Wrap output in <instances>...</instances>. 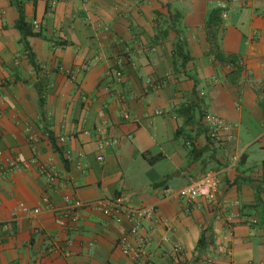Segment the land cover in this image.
<instances>
[{
    "label": "crops",
    "instance_id": "crops-1",
    "mask_svg": "<svg viewBox=\"0 0 264 264\" xmlns=\"http://www.w3.org/2000/svg\"><path fill=\"white\" fill-rule=\"evenodd\" d=\"M219 1L0 0V264H131L119 246L131 222L90 209L66 217L65 197L153 208L138 226L148 264H264V0L230 4L211 39ZM18 2L41 33L27 39L36 65L15 28ZM173 29L190 57L183 70L173 69ZM183 103L224 119V140L207 138L203 116L184 124ZM103 134L117 144L99 150ZM29 159L37 165L9 170ZM49 164L52 185L40 168ZM207 171L219 173L217 205L178 198Z\"/></svg>",
    "mask_w": 264,
    "mask_h": 264
},
{
    "label": "built area",
    "instance_id": "built-area-1",
    "mask_svg": "<svg viewBox=\"0 0 264 264\" xmlns=\"http://www.w3.org/2000/svg\"><path fill=\"white\" fill-rule=\"evenodd\" d=\"M243 3V0H222L217 2L216 9L219 11L220 21L224 23L229 18L230 4L242 5ZM237 65L241 66V63L237 62ZM228 66L229 68L233 67L231 64ZM64 72L69 77L74 78V73L71 72V70H65ZM113 75L115 82H120L123 78L120 71H114ZM203 125L210 139L215 142L224 140L222 133L230 128L224 119L214 113H205L203 115ZM60 142H64V139L61 138ZM115 144H117V140L108 138L105 134H103L97 142L99 150H103L104 148L111 147ZM97 159L102 161L103 157L100 155ZM8 162L10 171L15 170L16 168H29L31 165H37V161L35 159H29L28 161L23 162L10 160ZM40 168L46 172L47 182L50 185L54 184L58 178L55 166L50 164L44 166L41 165ZM219 192V173L217 171H207L199 178H190L188 183L178 191L177 196L179 199L188 204H194L202 201L207 205L215 206L218 204ZM47 202V197H44L43 203L46 204ZM64 202L67 206V211L64 213L66 217L76 219L78 218L81 210L90 209L101 213L105 217L111 218L116 223H121L123 219H127L131 222L132 226L128 231V236L121 238L119 241L121 251L130 259L131 264H148L146 251L147 241L143 237L139 236L138 226L142 221L151 219L154 214L153 208L127 207L117 200L110 199L83 202L80 200H72L70 197H65ZM20 211L26 214L37 215L40 213V208L36 207L34 209H29L26 206H21ZM12 221L13 219L3 225L6 232H11L10 224ZM243 221L248 224H254L256 222L250 217H244ZM129 237L135 239L134 244H131L128 241ZM178 251L179 247L174 246L171 253L176 254ZM62 255L66 258L69 256V252L64 250L62 251ZM199 264H212V259L208 257L201 258Z\"/></svg>",
    "mask_w": 264,
    "mask_h": 264
},
{
    "label": "trees",
    "instance_id": "trees-1",
    "mask_svg": "<svg viewBox=\"0 0 264 264\" xmlns=\"http://www.w3.org/2000/svg\"><path fill=\"white\" fill-rule=\"evenodd\" d=\"M16 8L18 12V18L15 22V28L20 33V42L28 54L27 56L29 58V61L33 65H36L34 61V55L31 51V48L29 46L27 39L29 37H41V33L33 31L32 25L25 20L23 4L19 2L16 3ZM219 22H220L219 11L215 9L211 12L206 22L207 33L210 35L211 39L215 38V31L219 28V24H220ZM174 24H176V22H173L172 28H174L175 26ZM173 30L178 36L173 46V57H174L173 69L178 70L177 68L179 67L180 69L183 70L185 68V64L190 60V57L186 50V42L179 34V30H176V29H173ZM60 44L64 45V43H60ZM212 52L215 57L221 60L220 54L218 52H216L215 50ZM178 62H179V65H178ZM228 62H229L228 63L229 65L231 64V66H233L232 68H230L229 74H232L233 72L238 73L240 71L241 67L237 65L236 60L230 59L228 60ZM197 111H198V120H196V117H195V113H197ZM175 113L178 117H181L184 120V124L186 125L193 124V123H196L197 125H199V120L203 116V114L199 110L198 105L194 103H183L182 105L175 108ZM206 134H207V131H206ZM49 137L54 147V150L59 152V154H61L59 148L55 145L54 139L51 137V135ZM207 138L209 139L208 135H207ZM63 163L67 165V161L65 159H63ZM202 242H203V238L201 237L199 240V247L203 246Z\"/></svg>",
    "mask_w": 264,
    "mask_h": 264
}]
</instances>
